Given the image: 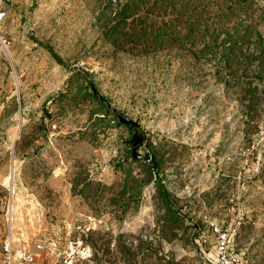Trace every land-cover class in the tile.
<instances>
[{"label":"rangeland","instance_id":"rangeland-1","mask_svg":"<svg viewBox=\"0 0 264 264\" xmlns=\"http://www.w3.org/2000/svg\"><path fill=\"white\" fill-rule=\"evenodd\" d=\"M9 1L0 264H264V0Z\"/></svg>","mask_w":264,"mask_h":264},{"label":"trees","instance_id":"trees-1","mask_svg":"<svg viewBox=\"0 0 264 264\" xmlns=\"http://www.w3.org/2000/svg\"><path fill=\"white\" fill-rule=\"evenodd\" d=\"M245 27V25H244ZM246 33V30H245ZM248 36V34L246 33L245 35V39L243 38H238V39H234V43H243V41L246 40V37ZM258 36V48L254 51V52H249V53H243V55L241 54V56L246 60V62L248 61L249 63H246V65H242L243 70L244 71H249L251 66H255L257 67V70L254 71V74L257 76V80L258 83L255 84L256 88H260V86L264 87V31L258 32L257 34ZM231 42V41H230ZM234 43H232V46H234ZM231 46V45H230ZM232 49V48H231ZM229 49V53L230 52H235L233 49L231 50ZM243 52V51H241ZM250 85L252 84V82L249 83ZM254 91L249 90V95L246 96V98H248L250 105H248V113L247 115H250V111H253V109L255 108L254 105V101H255V96L253 95ZM91 250H92V255L91 257H89L90 261H97L99 256L98 253V248L95 244H93L91 246Z\"/></svg>","mask_w":264,"mask_h":264},{"label":"water","instance_id":"water-1","mask_svg":"<svg viewBox=\"0 0 264 264\" xmlns=\"http://www.w3.org/2000/svg\"><path fill=\"white\" fill-rule=\"evenodd\" d=\"M6 1L10 3L9 0H6ZM93 91L97 97H99L102 101H104L106 103V105L114 111V113L118 116L119 120L122 123L129 125L133 128V130H134L133 137L129 141L130 149L128 151L127 157L128 158H134V159L140 158L141 153L138 150L145 141V131L141 127L139 121L130 118L125 113H123L122 111H120L119 109L114 107L109 101H107L105 98H103L95 88H93Z\"/></svg>","mask_w":264,"mask_h":264},{"label":"built area","instance_id":"built-area-1","mask_svg":"<svg viewBox=\"0 0 264 264\" xmlns=\"http://www.w3.org/2000/svg\"><path fill=\"white\" fill-rule=\"evenodd\" d=\"M6 15V11L3 10L0 12V19L3 18ZM1 41L6 42V40L2 39ZM222 243H221V254L222 256L220 257L218 263L214 264H234L235 263V258L231 257L230 255L227 254V240H226V235H222Z\"/></svg>","mask_w":264,"mask_h":264}]
</instances>
